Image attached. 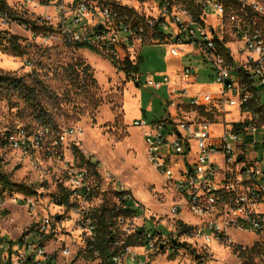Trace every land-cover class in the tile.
I'll list each match as a JSON object with an SVG mask.
<instances>
[{
    "label": "built area",
    "instance_id": "built-area-1",
    "mask_svg": "<svg viewBox=\"0 0 264 264\" xmlns=\"http://www.w3.org/2000/svg\"><path fill=\"white\" fill-rule=\"evenodd\" d=\"M30 2L34 9L40 6L44 10L34 19L59 30L65 41L87 42L119 61L135 63L139 55L133 53L135 46L152 40L151 29L156 24L161 39H153V43L166 44L172 57L188 58L173 77L163 73L161 80L154 75L145 79L148 88L167 89L165 115L132 122L141 129L148 163L173 183L178 196L165 215L172 227L165 223L164 230L160 229L164 216L148 215L137 199L130 202L126 196H116V192L130 190L117 184L111 173L101 174L88 156L79 165L81 160L74 155L67 161L69 183L63 185L71 192L70 205L59 204L57 194L53 202L75 214L83 231L80 255L94 248L92 210L102 202L94 200L105 192L111 194L118 210L115 232L119 238L112 244L108 264H149L154 253L175 259L182 258L185 250L191 251V257L181 264H219L209 257L207 247L200 254L192 240L218 244L232 228L264 235V0H21L19 8L0 0V23H22L12 19L9 11L24 12V4ZM124 11L140 22L122 16ZM200 72L207 74L210 83L199 82ZM209 84L215 90L208 89ZM229 111H239L241 118L229 121ZM79 133L81 129L74 127L56 134L50 128L17 127L3 132L0 147L20 151L37 168L41 151L61 159L59 149L65 139L75 141ZM4 193L0 191V199ZM14 202L24 204L28 213L37 210L36 198L28 194H20ZM184 210L199 219L195 225L185 222L191 226L187 234L177 229ZM58 223V214L33 218L19 240L0 243L9 244L2 263L73 264L79 253L71 260L69 248L62 244L49 247L56 240ZM127 237L134 243L126 244ZM64 258L67 260L62 261ZM87 259L101 263L99 257ZM255 264H264V253Z\"/></svg>",
    "mask_w": 264,
    "mask_h": 264
},
{
    "label": "rangeland",
    "instance_id": "rangeland-1",
    "mask_svg": "<svg viewBox=\"0 0 264 264\" xmlns=\"http://www.w3.org/2000/svg\"><path fill=\"white\" fill-rule=\"evenodd\" d=\"M21 0H7L12 8H19ZM67 2L69 0H63ZM25 16L36 18L44 10L38 6L33 8V2L24 4ZM144 9V6H143ZM35 10V11H33ZM148 12L150 7H148ZM0 31L21 37L23 44H28V54L16 57L6 53L0 45V70L13 72L18 75L31 74L44 84L46 91L43 96L44 105L55 115L58 124L57 132L65 128L81 129V133L65 139L59 151L61 159H55L46 151L39 154L40 165L37 168L21 156L18 150L3 151L0 147V165L9 178L16 183H23L36 190L31 194L36 198V211L28 213L21 202H14L20 194V189L14 188L6 191L0 199V243L15 242L29 228L32 219L46 214L59 215V228L54 244L49 247L60 246L69 248L70 259L76 253L73 264H98L99 260H90L80 255L79 249L84 248L83 231L75 222V214L70 209L57 207L53 198L60 185H68L66 170L67 161H72L77 147L84 156L96 162L101 174L107 172L114 175V181L128 188L132 195L146 207L147 214L164 216L161 218L160 229L164 230L166 223L172 227L171 220L165 216L170 207L178 201L173 183L161 176L147 161L145 155V142L140 128L132 125L133 120L145 118L147 121L159 119L166 113V102L169 100L167 89L154 90L146 87L145 79L154 75L161 80L163 73L173 77L171 70L178 69L187 64L188 58L172 57L168 46L163 43L138 44L134 48V55L140 54L143 58L137 76L127 80L126 74L120 71L102 52H94L87 48H75L65 41L59 30L44 35L42 30L33 37V32L22 23L12 22L5 26L0 23ZM199 59V58H197ZM82 60L91 67L95 78L94 84L85 83L89 94L82 93L81 89L70 84L63 77V69L68 64ZM194 65H198L194 63ZM202 72H200V76ZM29 77V78H31ZM199 82L210 83V79L199 77ZM216 86L209 84L208 89L215 90ZM229 121L239 120V111H229L226 114ZM34 122L21 98L7 95L0 90V136L8 129L24 126V123ZM56 132V133H57ZM55 133V134H56ZM113 186V185H112ZM110 187V186H109ZM104 188H107L104 185ZM112 188V187H110ZM142 192V193H141ZM111 197V194H107ZM101 196L94 200L99 203ZM195 225L199 219L184 210L179 219ZM167 221V222H166ZM10 239V240H9ZM191 241V239H190ZM198 252L207 247L209 257L219 264H241L242 260L234 246L251 248L256 243H264V235L239 228L230 229L224 241L213 242L209 245L202 240L195 241ZM9 244H0V264L6 256ZM17 249V246L14 247ZM181 257L170 258L160 252L150 257L152 264L183 263L186 257H191V251L185 250ZM62 256V251L60 250ZM69 255V256H70ZM67 256V257H69ZM253 256L257 259L259 256ZM145 260V256H140ZM64 258L62 261H66ZM3 264V263H2Z\"/></svg>",
    "mask_w": 264,
    "mask_h": 264
},
{
    "label": "trees",
    "instance_id": "trees-1",
    "mask_svg": "<svg viewBox=\"0 0 264 264\" xmlns=\"http://www.w3.org/2000/svg\"><path fill=\"white\" fill-rule=\"evenodd\" d=\"M9 14L12 19L26 23L27 26L32 30L34 34H38L39 30H42L44 35L50 34L53 32L51 26L46 23H38L36 19L32 20L29 17L25 16L24 13H17L10 10ZM122 16L127 17L130 21L139 23L140 20L137 19L136 15L132 14L130 11H124ZM262 28L264 30V15L261 18ZM145 31L149 34V29L145 27ZM151 39H161L160 33L158 32V25L156 24L153 29H151ZM21 37L8 34L6 31H0V45L2 49L13 56L22 57L28 54V44H23ZM152 40L150 43H153ZM67 42V41H66ZM75 48H87L94 52L101 53L100 49L97 46L89 44L87 42H67ZM159 43V42H158ZM104 54V53H103ZM109 60L116 66L120 71H123L126 74L127 80H131L137 76L140 70V64L143 60L142 56L139 54L135 63H132L129 59L125 61L117 60L111 54H104ZM31 74L27 75H18L13 72H3L0 70V90L5 92L7 95L17 94L19 98L23 100L26 108L28 109L29 115H31L34 122L24 123L25 128H34V127H44L50 128V130L55 134L58 129V124L56 123L54 113L45 106L43 94L48 90H45L44 84L35 77H31ZM63 77L70 84L72 83L75 87L82 90V93L89 94V90L85 83L90 82L94 84L95 78L92 75L91 67L89 64L85 63L82 60H77L74 64L70 63L63 69ZM1 139V137H0ZM75 156L78 157L79 165L84 163V154L75 147ZM91 165H96V163H91ZM14 188L20 189L25 194L35 195L37 192L35 189L27 187L23 183L13 182L9 175L3 171L0 165V191L11 192ZM70 191L60 185L59 190L56 192L58 195V203L61 205L69 206V197ZM108 193L102 196V202L93 208L92 216L95 219L96 223V242L94 248L88 250L84 253L86 258L94 259L99 257L101 259L100 264H108L110 260V250L112 249V244L115 239L119 238V235L115 232L117 231V225L115 217L118 214V210L115 208V204L112 201V198L107 195ZM116 196L121 195L126 196L128 201L132 202L135 200V197L130 191H119L115 193ZM177 229L181 234H187L191 231V226L187 225L185 222L178 220ZM140 231H138L139 233ZM13 243V242H9ZM126 244L134 243V239L127 237L125 239ZM185 246V245H184ZM95 251H98L99 256L95 255ZM234 252L238 254L241 258V264H255V258L253 256H260L264 253V243H256L251 248H243L242 246H234ZM154 254L150 255L153 257ZM256 256V257H257Z\"/></svg>",
    "mask_w": 264,
    "mask_h": 264
},
{
    "label": "crops",
    "instance_id": "crops-1",
    "mask_svg": "<svg viewBox=\"0 0 264 264\" xmlns=\"http://www.w3.org/2000/svg\"><path fill=\"white\" fill-rule=\"evenodd\" d=\"M176 71H177V69L171 70L170 74H171V75H174ZM200 77L207 78V74L202 73V75H201ZM9 240H10V239H9ZM158 259H159V258H158ZM158 259H156V260L153 261V262H150L149 264H152V263H154V262H158V263H160V261H158Z\"/></svg>",
    "mask_w": 264,
    "mask_h": 264
},
{
    "label": "bare ground",
    "instance_id": "bare-ground-1",
    "mask_svg": "<svg viewBox=\"0 0 264 264\" xmlns=\"http://www.w3.org/2000/svg\"><path fill=\"white\" fill-rule=\"evenodd\" d=\"M142 193V192H141Z\"/></svg>",
    "mask_w": 264,
    "mask_h": 264
}]
</instances>
